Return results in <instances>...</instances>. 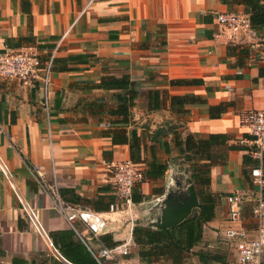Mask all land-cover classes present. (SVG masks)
<instances>
[{"label": "crops", "instance_id": "1", "mask_svg": "<svg viewBox=\"0 0 264 264\" xmlns=\"http://www.w3.org/2000/svg\"><path fill=\"white\" fill-rule=\"evenodd\" d=\"M229 10L247 13L243 5L231 8L221 0H0V50L31 46L44 59L64 36L51 74L49 124L36 82L0 79V158L9 170L8 175L0 170V264H12L13 257L29 264H53L52 256L73 264L60 249L87 262L88 247L99 250L123 243L130 251L124 259L148 264L139 259L132 228L136 223L157 228L160 202L169 193L177 195L175 176L183 174L188 180V172L181 169L188 164L177 158L174 144L175 134L186 133L201 138L226 133L229 144L246 148L228 150L224 163L210 166L209 190L220 198L214 217L203 225L201 240L184 259V264H202L192 253L204 250L236 264L235 244L244 237L225 235L229 222L224 197L241 195L243 219L235 227L252 238L250 211L257 191L250 176L252 162L242 160L244 154L253 159L243 116L264 107L263 78L258 77L264 36L260 30L249 36L218 25L215 14ZM242 49L246 52L240 54ZM124 73L138 90L126 132L130 138L135 130L146 144L142 160L134 163L146 170L152 145L155 159L167 164L161 177L136 182L133 194L143 195L140 202L116 197L112 170L130 158V150L127 143L113 144L108 136L117 118L106 112L114 103L113 90L96 87L103 75ZM173 78H201L205 84L170 85ZM153 89L161 91L160 107L150 110L148 93ZM172 94L199 95L206 103L185 105L186 113L172 112ZM99 101L105 102L103 108L88 106ZM218 104L224 111L211 117L207 107ZM35 165L49 184H57L63 200L107 217L105 231L92 236L79 222L77 232L71 229L54 208L52 196L40 188ZM25 207L35 212L43 231L28 220ZM46 238L58 253L51 252ZM154 264L171 260L160 257ZM258 264H264V253Z\"/></svg>", "mask_w": 264, "mask_h": 264}, {"label": "trees", "instance_id": "2", "mask_svg": "<svg viewBox=\"0 0 264 264\" xmlns=\"http://www.w3.org/2000/svg\"><path fill=\"white\" fill-rule=\"evenodd\" d=\"M228 7L234 8L236 5H243L251 25L262 31L264 36V1L263 0H221ZM233 11V10H229ZM233 49H235L233 47ZM231 49L228 47V53ZM240 54L246 52L245 49L239 50ZM242 66V65H240ZM258 77L263 78L264 85V64L258 67ZM256 81V79H254ZM170 85H204L205 82L201 78H173L169 80ZM96 87L113 90L114 103L107 107L106 112L110 116L117 117L111 122L112 130L108 131V136L113 144L127 143L130 150V159L134 161L142 160V151L146 149V144L143 139L137 136L136 131L132 130L129 138L126 127L130 123V107L135 103L138 95V90L135 88V83L131 80L127 73L121 76L105 74L101 77ZM116 91V92H115ZM159 89L150 90L148 93V109H157L160 107ZM206 103L205 99L195 94H172L169 96L170 110L177 113H186L188 109L185 105ZM55 102L54 106L57 107ZM91 107L103 108L105 102H93L88 104ZM208 114L211 117H217L224 111L221 104L209 105L207 107ZM52 114V113H51ZM228 135L226 133H210L207 137L201 138L186 133L185 135L175 134L174 144L177 150V158L181 159L182 163H187L188 167L183 172H188L189 183L193 186L199 206L181 222L172 227L167 228H152L149 225L136 223L132 228V240L138 246L139 259L148 264H154L160 257H167L171 260V264H184L186 253L190 252L194 245L201 240L203 225L211 220L215 215V210L218 205V194L209 190L210 185V166L214 163H224L227 157L228 150L246 149L238 144H229ZM249 151L252 149L247 148ZM152 159L149 160L148 167L142 171L143 181L145 178L161 177L167 168L166 163L158 162L153 154V146H150ZM250 155V154H249ZM251 157V156H250ZM252 158V157H251ZM144 160V159H143ZM242 160L252 162L253 166L258 165V160L249 159L247 154L243 155ZM145 161V160H144ZM252 166V167H253ZM262 172L264 177V154L261 160ZM138 182V183H139ZM134 185L136 188L139 184ZM183 174L175 176V191L177 195L185 196L186 187ZM264 189V187H263ZM263 191V190H262ZM60 193V190H59ZM263 193V192H262ZM264 197V195H263ZM141 193L135 195L132 192L131 200L134 202L142 201ZM103 238V237H102ZM111 245H114L111 244ZM62 255L73 264H96L91 254L89 260L79 261L74 257L67 255L60 249ZM4 252L0 248V256ZM196 260L202 264H210L212 261H218L221 264H226L225 260L218 254L204 250H197L192 253ZM52 255V254H51ZM53 264H65L52 256ZM12 264H29L26 260L20 258H12Z\"/></svg>", "mask_w": 264, "mask_h": 264}, {"label": "built area", "instance_id": "3", "mask_svg": "<svg viewBox=\"0 0 264 264\" xmlns=\"http://www.w3.org/2000/svg\"><path fill=\"white\" fill-rule=\"evenodd\" d=\"M215 21L225 28H237L244 34L255 36L257 30L251 25L248 14L238 11H221L215 14ZM62 36L54 47L48 52L44 59L35 47H24L22 50L13 51L7 48L0 50V79H13L18 81H32L38 84L41 100L40 103L45 112L48 124L52 113L51 104V74L53 71L55 54L58 51ZM243 123L246 126V133L249 135L252 149L250 154L258 165L251 167L250 176L252 184L256 188V197L251 207L250 216L254 221V236L246 238L243 228L235 227L243 219V199L237 193L225 195L228 206L229 225L225 229V235L232 238L236 235L244 237L243 240L235 244L236 264H258L264 253V177L261 160L264 154V107L250 110L243 116ZM0 130L2 126L0 124ZM40 188L52 196L54 208L65 219L68 226L75 232L78 231L77 223H81L84 228L95 237L102 234L107 226L108 218L101 213L91 209L81 208L73 203L62 199L59 188L55 182L49 184L43 169L35 165L32 167ZM0 170L8 175L9 170L0 158ZM143 178L142 170L130 159H124L113 167L111 183L119 200L130 201L134 185ZM28 220L41 232L42 226L39 224L35 212L31 208H24ZM114 210V205H110V211ZM46 244L53 253H58L53 242L46 238ZM96 264H133L130 260L124 259V255L129 253L128 243L115 246L102 245L99 250L88 247Z\"/></svg>", "mask_w": 264, "mask_h": 264}, {"label": "water", "instance_id": "4", "mask_svg": "<svg viewBox=\"0 0 264 264\" xmlns=\"http://www.w3.org/2000/svg\"><path fill=\"white\" fill-rule=\"evenodd\" d=\"M185 182L187 183L185 196L169 193L160 202L162 205L160 216L158 222L154 224L157 228L174 226L189 216L192 209L199 206L200 203L193 186L189 184L188 180Z\"/></svg>", "mask_w": 264, "mask_h": 264}]
</instances>
